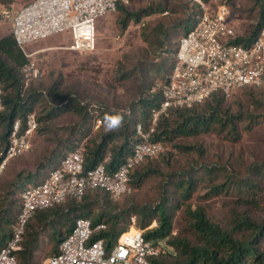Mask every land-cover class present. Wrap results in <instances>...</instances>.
Segmentation results:
<instances>
[{"label":"trees","instance_id":"1","mask_svg":"<svg viewBox=\"0 0 264 264\" xmlns=\"http://www.w3.org/2000/svg\"><path fill=\"white\" fill-rule=\"evenodd\" d=\"M132 1L130 0V3ZM203 1L207 2L208 0ZM232 1L226 0L225 2L230 3ZM163 2L164 4H157L153 9L161 10L163 8L160 6L169 5L171 0H164ZM255 2L259 7L256 25L249 34L237 35L231 41L232 44L247 46L264 26V0H255ZM2 4L5 3L2 2ZM127 7L119 4L115 12L118 13L117 25L119 27L118 32L121 34L126 30L129 23H140L139 20L144 15L142 14L143 10L131 12ZM184 10L188 11V7L185 6ZM180 12L183 13L182 10ZM184 16L177 22H158L157 25L150 28L145 27L144 23H140V27L144 30L141 35L143 40L146 42L148 36H152L151 39L156 42V48H160L164 53H171L170 49L165 46L168 33L174 30L173 34L176 35L181 29L183 35L190 28L187 27L186 22L191 17L195 18L194 15L190 17L189 13H185ZM144 33H148V36L145 37ZM160 36L162 37L160 38ZM164 38L165 40H163ZM172 53L174 56L175 51ZM25 61L23 53L16 46L10 34L0 38V86L3 105V110L0 111V152L5 149L8 132L13 121L21 119L24 122V118L29 112H36L39 124L50 121L60 113H69L80 120H85L92 115L87 105L80 101L76 95L72 93L63 94L58 82L38 88L41 83L38 79L25 87L20 72ZM172 61L173 57L170 58L169 71L163 79H166L170 74ZM154 84L153 82L143 83L139 91L136 92V98L129 104L126 111L119 112L109 107L99 108L96 115L103 123V128L107 129L99 132L98 136L91 137V130L89 131V128L85 127L83 123L74 125L68 130V137L57 142V150L45 162L40 163L41 165H38L35 172L26 174L18 172L13 181L0 185V249L9 238L11 227L20 211V192L28 186L40 183L52 170L59 166L62 158L78 143L84 141L85 145L84 171L93 168L98 163H104L106 170L113 172L126 160L131 154L133 146L140 141L135 133L136 124L140 123L144 129H147L151 123L152 111L159 107L160 92L150 93ZM240 91L248 97L250 107L264 108V87H244ZM228 102L220 93H214L200 104L175 110L170 109L165 115L159 116L150 141L161 142L171 148L183 149L187 152L190 150L189 147L175 145L177 139L198 137L213 131L221 133L225 130L239 138L240 135L235 133V122L243 119V113L236 111L239 110L240 105L235 99L233 101L236 102L235 112L230 111L228 107L224 108V106H229L226 104L231 103ZM39 105L43 108L37 111ZM204 107L206 108L204 109L205 112L199 113V110ZM244 114L248 119L250 118L249 113ZM250 127L251 125L248 124L245 130ZM42 130L44 129L41 126L37 129L39 133ZM164 155L171 154L169 152V154ZM153 159H146L135 165L129 175V185L135 188H139L143 180L149 175L164 177L166 184V188L163 189V194L160 196V202L156 206L153 208L151 206L145 207V205L133 207L134 212L138 214V227L144 229V237L165 241L169 251L164 255L149 258L150 264H264V251L262 250L264 244V211L259 218L254 219L250 213L248 215V212L231 209L228 225L220 226L210 222L200 208L191 209L190 205L186 203L197 190V186L203 184L204 188H208L207 190L215 194L225 187V191L233 187L238 196L236 204L242 201L243 205H251L253 201L248 202L247 199L253 200L258 191L261 190L264 163L252 165L253 177L243 176L240 178V182L235 178L236 176H231L228 184H224L225 187H223L222 184L216 185L215 166L204 165L200 176H196L194 173L201 166L191 167L177 173L164 174L159 172L157 168L151 167L149 163L146 164ZM101 199L105 200L106 205L102 203ZM66 202L67 204L63 205ZM66 202L37 211L28 221L21 241V250L15 254L17 264H31V254L38 242V232L59 213H74L75 215L71 222L66 225L64 233H58L57 237L52 238L47 257L57 254L60 242L69 234L78 218L89 219L92 226L99 223L105 224L106 228L96 231L92 238L102 239L107 250L110 249L119 233L126 230L127 222L122 218L121 212L107 210L111 208L110 203L114 202L109 193L99 189L89 190L79 200L67 199ZM99 204L104 206L95 212L93 208ZM183 207L188 223V233L196 238L195 242L184 236L172 235V220L175 210ZM257 207L254 205V208ZM152 220L156 221V227L146 229ZM122 221H124L123 224ZM121 229L123 230L120 232Z\"/></svg>","mask_w":264,"mask_h":264},{"label":"built area","instance_id":"2","mask_svg":"<svg viewBox=\"0 0 264 264\" xmlns=\"http://www.w3.org/2000/svg\"><path fill=\"white\" fill-rule=\"evenodd\" d=\"M196 3L194 24L178 38L170 74L164 81H156L150 90L159 91L161 101L152 111L147 129L136 124L140 141L131 154L115 171L108 172L104 163L84 171V141L67 152L59 166L40 183L20 192L21 208L0 249V264H17L15 254L21 250L25 226L37 211L63 204L67 199L79 200L94 189L109 193L113 200L129 194L133 167L170 150L169 145L150 141L159 116L170 109L200 104L214 93L228 99L244 87H264V26L247 46L234 45L231 41L236 31L229 20L228 6L219 0ZM119 4L129 6L130 0H33L17 12L11 7H0V23L9 25L10 35L26 59L20 68L24 86L42 76L34 58L38 52H29V44L68 33L67 50L90 55L96 50V20L115 13ZM1 97L0 86V111ZM93 123L96 129L101 120L95 116ZM37 129L35 112H29L24 122L13 121L5 149L0 152V174L10 160L30 151ZM105 228L103 223L92 226L89 219H76L57 254L47 257L43 264H150L149 258L169 252L165 241L146 239L144 229L132 227L121 232L107 250L102 239L92 238L96 231Z\"/></svg>","mask_w":264,"mask_h":264},{"label":"rangeland","instance_id":"3","mask_svg":"<svg viewBox=\"0 0 264 264\" xmlns=\"http://www.w3.org/2000/svg\"><path fill=\"white\" fill-rule=\"evenodd\" d=\"M30 1L32 0H0V7H11L17 12ZM163 1L133 0L127 9L131 12L143 10L142 14L144 15L141 16L139 22L149 28L157 25L158 22H177L185 17V13H189L190 17L198 13L196 0H171L169 5L160 6L163 9L158 11L153 9L157 4H164ZM219 1L228 6L229 20L236 33L242 36L249 34L258 19L259 7L255 0H233L230 3L225 2L226 0ZM2 2L5 4L3 5ZM183 5L188 7V11L184 10L185 6ZM181 10L184 14L180 12ZM117 18L118 13H112L96 20V28L97 23L106 27L104 30L100 29L99 33L97 30L96 50L87 56L67 50L70 45L68 33L56 34L54 38L34 42L27 46L29 52H38L34 56L42 72L38 88L58 82L63 94L76 95L80 101L87 105L92 115L82 121L69 113H60L50 121L38 123V127L41 126L44 130L40 133L36 131L29 152L7 163L8 166L6 165L0 174V185L13 181L18 172L23 174L35 172L38 165L45 162L57 150V142L68 137V130L72 126L83 123L85 127L89 128V131L91 130V137L98 136L99 132L107 129L103 128L102 122L98 128H94L93 119L97 116L99 108L109 107L119 112L126 111L129 104L136 98V92L139 91L143 83L164 80V76L169 71L170 58L173 57L172 52L176 50L178 38L183 31L179 29L175 35L173 34L174 30L170 29L165 46L170 49L171 53L167 54L160 48H156V42L151 39L152 36H148V33H144L145 37L148 36L147 41L143 40L141 35L144 30L140 27V23L131 22L122 34L119 33ZM106 22L108 23L106 24ZM186 24L187 27H191L194 24L193 17ZM7 32L8 24L0 23V36H4ZM234 99L240 105L239 110L236 111L243 113V119L235 122V133L240 135L239 138L227 130L221 133L213 131L198 137L180 138L176 140L175 145L189 147V151L185 152L183 149L169 146L170 150L166 153L170 152L171 155H164L166 154L164 153L162 154L164 156L155 157L146 164L149 163L151 167L157 168L164 174L177 173L191 167L201 166L194 173L196 176L202 174L204 165L215 166L216 185L222 184L223 187H225L224 184H228L231 176H236L235 178L240 182V178L243 176L253 177L252 165L264 163V108L250 107L248 97L243 95L240 90L225 99L231 103L228 102L229 104L226 105L229 106H224V108L228 107L230 111L235 112L236 102H233ZM42 108L39 105L37 111ZM204 109L206 108H201L199 113L205 112ZM246 112L249 113V119L244 114ZM248 124L251 127L245 130ZM163 178L159 175H149L139 188L130 186L129 194L111 202V208L107 206L105 208H108L107 210L110 212H121L122 218L127 222L126 229L129 227L139 228L138 214L134 212L133 207L145 205V207L153 208L156 206L160 202L163 189L166 188ZM260 185L261 190L258 191L256 198L247 199L248 202L253 201L250 202L251 205H243L242 201L236 204L238 196L233 187L227 191H225V187L215 194L207 190L208 188H204L203 184L197 186V190L186 203L190 205L191 209L200 208L210 222L220 226L228 225L231 209L248 212V215L250 213L251 217L257 219L264 211V178ZM101 201L106 205L104 199ZM66 204L67 202L63 205ZM252 204L258 207L254 208ZM104 205H95L93 210L96 212ZM74 215V213H59L38 232V242L31 254V264H43L52 238L57 237L58 233H64L66 225L71 222ZM68 218L69 220H67ZM156 225V221L152 220L146 229H150V226L156 227ZM187 225L184 207L175 210L172 220V235L184 236L195 242L196 238L188 233ZM262 250L264 251V244Z\"/></svg>","mask_w":264,"mask_h":264},{"label":"crops","instance_id":"4","mask_svg":"<svg viewBox=\"0 0 264 264\" xmlns=\"http://www.w3.org/2000/svg\"><path fill=\"white\" fill-rule=\"evenodd\" d=\"M104 23H105V21H104ZM108 22H106V24H107ZM105 27L106 26H104V27H102V25H100L99 23H97V28H96V33H97V30H98V33H99V31H100V29H105ZM10 34V28H9V25H8V32L4 35V36H7V35H9ZM242 34V33H241ZM237 35H239V33L237 34L236 33V36ZM4 36H2V37H4ZM1 36H0V38H2ZM55 36H51V37H49L48 39H50V38H54ZM45 40H47V39H45ZM45 40H42V41H45ZM38 42H40V41H38ZM73 52V51H72ZM76 53V52H75ZM78 54V53H77ZM80 55V54H79ZM81 56H83V55H81Z\"/></svg>","mask_w":264,"mask_h":264}]
</instances>
